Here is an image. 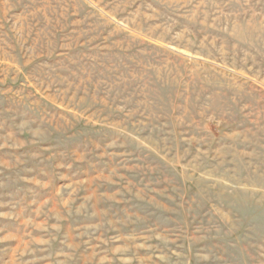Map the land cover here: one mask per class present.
<instances>
[{
    "label": "rangeland",
    "instance_id": "rangeland-1",
    "mask_svg": "<svg viewBox=\"0 0 264 264\" xmlns=\"http://www.w3.org/2000/svg\"><path fill=\"white\" fill-rule=\"evenodd\" d=\"M0 264H264V0H0Z\"/></svg>",
    "mask_w": 264,
    "mask_h": 264
}]
</instances>
